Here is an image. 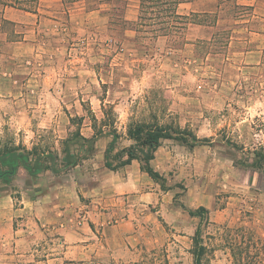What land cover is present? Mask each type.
Masks as SVG:
<instances>
[{
  "label": "rangeland",
  "instance_id": "rangeland-1",
  "mask_svg": "<svg viewBox=\"0 0 264 264\" xmlns=\"http://www.w3.org/2000/svg\"><path fill=\"white\" fill-rule=\"evenodd\" d=\"M75 1L78 0H40L30 6L41 20L37 46L30 56L13 54L19 50L11 42L19 40L21 34L15 33V27L3 20L0 12V29L7 32L0 35V53L7 55L0 56V162L7 152L23 154L33 163L39 157L44 159L45 150L55 144L49 133L52 129L36 121V117L41 119L47 113V103L40 100L45 91H31L36 96H28V105L26 101L18 102L30 84L46 81L68 85L63 93L68 105L62 108L64 115H85V122L91 124L94 114L98 127L104 120L111 121L122 134L119 147L130 143L123 136L132 119L154 118L163 123L174 121L201 137H212L217 143L211 147L226 145L217 152L235 157V161L253 159L254 149L264 146V0H224L221 7L206 15L191 14L185 19L169 16L170 10L144 12L146 17H152L147 22L154 23L150 26H158L156 16L160 15V19L169 21L171 29L161 39L150 27L144 31L145 27L139 25L141 31L134 42L126 40V30L136 24L124 18V3H114L109 11L111 20L106 22L99 16H72L70 7ZM99 2H87L88 8L98 7ZM236 2L253 7L238 8ZM197 18L204 19L205 25L191 24ZM59 107H54L55 113H59ZM29 110L30 118L36 115L33 119L37 130L32 140L27 137L28 121L23 120ZM70 128L72 133L77 125ZM227 139L239 148L228 146L224 142ZM242 169L247 175L252 171ZM257 172L263 178L247 187L253 198L246 197L264 218V196L255 193L258 187L264 189V169ZM22 176L18 167L10 180L15 182ZM3 181L4 177H0V184ZM228 195H217L220 205ZM251 214L249 205L244 211H233L229 221L210 219L212 224L204 226L206 218L203 219L202 235L210 247L203 264H233L224 240L228 231H222V239L213 223L229 228L241 226L240 238L242 233L252 235L256 242L260 239L256 245L262 246L264 237L259 232L264 229V219L255 222ZM59 238L51 235L40 242L51 257L64 255L67 250L63 264L68 260L91 264H194L192 253L180 247L182 232L171 227L163 230L154 247L109 248L103 246L100 237L97 246L66 249Z\"/></svg>",
  "mask_w": 264,
  "mask_h": 264
},
{
  "label": "crops",
  "instance_id": "crops-1",
  "mask_svg": "<svg viewBox=\"0 0 264 264\" xmlns=\"http://www.w3.org/2000/svg\"><path fill=\"white\" fill-rule=\"evenodd\" d=\"M89 1L96 0L73 2L70 14L99 16L109 22V11L116 1H121L127 21L135 22L139 18L141 0H99L96 8H88ZM218 4L219 0H186L176 6V11L185 16L210 13L219 8ZM3 20L12 23L15 33L21 34L19 40L11 42L19 50L13 51V54L33 55L37 46V27L41 22L38 13L8 7L3 13ZM4 34L7 35V32L0 29V35ZM136 37L134 28L126 30L127 41L134 42ZM0 56L7 55L3 51ZM48 78L51 80L50 74ZM46 82L30 84V89L21 93L18 102L22 104L29 100L28 96L35 97L32 92L45 91L44 99L40 100L47 103V113L41 119L36 117V121L39 126L52 129L49 133L51 138L53 135L55 144L45 152L58 151L63 157L62 141L71 133L70 117H73L62 113V108L68 106L67 97L63 94L68 85ZM56 105L60 106L59 113H55ZM30 112L23 120L28 121L27 137L32 140L37 125L33 119L36 115L30 118ZM82 134L93 136L91 124L84 121ZM124 134L126 138V131ZM111 141L109 133L101 135L96 140L94 155L69 172L56 174L49 169L31 175L24 165H19V173L23 174L19 180L12 182L10 177L4 178L0 184V264H57L58 261L63 264L67 250L63 251L64 255L51 257L50 253H45L46 245L40 242L51 235L59 236L67 245L66 249L81 245L83 249L97 246L100 237L103 246L109 248L154 247L166 227L182 232L180 247L190 252L192 237L202 221L201 216L191 215L190 211L200 207L209 210L210 219L219 222L229 221L233 211H244L249 205L255 222L264 219L256 213L259 209L252 206L255 203L249 202L248 197L252 199L253 195H248L247 190L252 182L262 180V173L252 170L247 175L243 167L237 165L235 157L217 152V148L226 145L189 148L173 140H165L151 161L154 169L168 179L167 184L173 186L163 190L159 182L142 170L138 160L116 171L106 167L105 153ZM179 183L184 188L177 186ZM256 189L259 191L255 192L257 195L264 196L261 193L263 188ZM223 192L229 195L220 205L217 195ZM261 205L264 207V201ZM80 214L85 216L81 224L78 223ZM114 217L118 218L117 222L112 221ZM259 233L264 237V229ZM89 241L92 243L85 244Z\"/></svg>",
  "mask_w": 264,
  "mask_h": 264
},
{
  "label": "trees",
  "instance_id": "trees-1",
  "mask_svg": "<svg viewBox=\"0 0 264 264\" xmlns=\"http://www.w3.org/2000/svg\"><path fill=\"white\" fill-rule=\"evenodd\" d=\"M39 1L40 0H0V6L2 7L0 12L4 13L5 9L8 7L32 11V7L30 6L35 2L38 3ZM184 1L186 0H141L140 14L138 20L134 22L136 24L134 29L137 33L140 32V25L145 27L144 31H148L147 28L150 27L151 29L149 30L154 33V36L156 37L169 35L171 29L170 26L167 25L169 21L162 20L159 18L160 15H157L156 18L158 21L156 24H158V26L152 27L150 25L154 23H147L152 17H146L144 12H152L155 9H159L160 12L170 10L169 16L176 19H185L188 16L180 15L176 11V6ZM223 2L224 0H219L218 7H221ZM235 6L242 9L253 7L252 5L238 2L235 3ZM201 14L206 15L208 13H193L192 15L200 17L202 16ZM204 21V19L197 18V20H193L191 23L205 25ZM92 118L93 120L91 126L94 130V134L92 137H86L82 134V127L86 116L77 115L70 117L71 124L77 125V128L62 141L63 157H60L58 151H49L48 153L45 152L47 156L44 159L39 157L35 159L33 163H30L29 158L23 154L6 152L1 161L11 159L13 166L16 168V172L19 165H24L31 175H36L39 172L49 169H53L56 174L69 172L83 160L92 157L96 150V140L101 135L109 133L112 136V141L107 147L105 153L106 167L116 171L132 163L134 160H138L141 163L142 170L147 172L155 181L159 182L163 190H167L173 188V186H169L167 184L168 179L156 171L151 164V161L155 158L158 148L165 140H173L189 148H194L197 145L213 146L217 143V140L212 137L198 136L192 129L182 127L179 124L174 123V121L163 123L154 118L151 121L132 119L128 123L126 130V139L130 140L131 143L129 145L119 147L118 141L121 139L122 134L118 131L117 127L113 125L111 121L108 123L107 120H104L100 127H98L97 118L94 114H92ZM224 142H226L228 146H232L237 149L239 148L236 143L229 139ZM253 153L255 155L253 159H238L239 161H236L237 165L251 168L252 170H263L264 146L261 145L259 149H254ZM13 175H7L6 178ZM177 186L184 188L182 183L177 184ZM190 214L201 216L202 219L196 233L192 237L193 244L190 252L194 257V264H203V256L208 252V250H210L209 245L204 242V237L202 235L203 219L206 218L204 226L212 224L208 216L209 210L204 207H200L196 210H191ZM213 224L217 228V232H219L222 239H224L222 231H228L224 240L226 248L231 251L233 264H264V256L261 255H264V243H262L261 247L256 245L257 242H260V239L256 242L252 235L248 236L245 233H242L240 238L239 235H241L240 232L243 229L241 226L229 228L226 225ZM65 264H91V262L85 260H68L65 261Z\"/></svg>",
  "mask_w": 264,
  "mask_h": 264
},
{
  "label": "flooded vegetation",
  "instance_id": "flooded-vegetation-1",
  "mask_svg": "<svg viewBox=\"0 0 264 264\" xmlns=\"http://www.w3.org/2000/svg\"><path fill=\"white\" fill-rule=\"evenodd\" d=\"M12 168H13V162L11 159H7L6 161L0 162V173L1 174H3L7 170H11Z\"/></svg>",
  "mask_w": 264,
  "mask_h": 264
},
{
  "label": "water",
  "instance_id": "water-1",
  "mask_svg": "<svg viewBox=\"0 0 264 264\" xmlns=\"http://www.w3.org/2000/svg\"><path fill=\"white\" fill-rule=\"evenodd\" d=\"M16 173V168L13 166V169L5 171L3 174L0 173V177H4L7 175H13Z\"/></svg>",
  "mask_w": 264,
  "mask_h": 264
},
{
  "label": "built area",
  "instance_id": "built-area-1",
  "mask_svg": "<svg viewBox=\"0 0 264 264\" xmlns=\"http://www.w3.org/2000/svg\"><path fill=\"white\" fill-rule=\"evenodd\" d=\"M82 221H85V216H84L83 214H80V216H79V220H78V223L81 224ZM112 221L117 222V221H118V218L114 217V218L112 219Z\"/></svg>",
  "mask_w": 264,
  "mask_h": 264
}]
</instances>
